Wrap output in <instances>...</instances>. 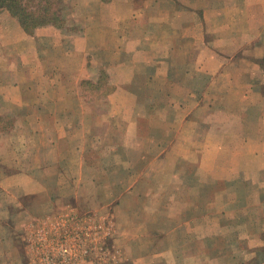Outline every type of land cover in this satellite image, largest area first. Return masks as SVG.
I'll return each instance as SVG.
<instances>
[{
    "label": "rangeland",
    "instance_id": "obj_1",
    "mask_svg": "<svg viewBox=\"0 0 264 264\" xmlns=\"http://www.w3.org/2000/svg\"><path fill=\"white\" fill-rule=\"evenodd\" d=\"M128 2L114 1V9L91 20L76 16L83 0L34 1L30 12L51 5L62 21L32 35L19 24L33 44L16 35L0 49V264H202L199 238L222 229L231 235L239 222L235 199L250 197L235 187L251 179L234 170L255 163L234 159L243 152L236 141L264 139L260 111L194 109L199 97L189 98L186 88L200 95L208 77L176 79L185 77L182 53H192L199 34L173 42L184 50L168 56L155 48L161 36L170 46V28L181 29L192 16L179 11L175 20L178 0H151L136 26L130 14L142 2ZM181 3L197 8L198 23L202 10H211L212 42L220 39V7L247 13L245 0ZM151 21H161L162 31L151 30ZM249 21L234 18L233 28ZM48 27L54 30L46 35ZM144 28L154 36L144 39ZM263 59L254 63L261 68ZM190 112L196 122L185 120ZM255 149L264 145L248 150ZM221 210L225 225L215 218ZM210 215L213 221L203 223Z\"/></svg>",
    "mask_w": 264,
    "mask_h": 264
},
{
    "label": "crops",
    "instance_id": "obj_2",
    "mask_svg": "<svg viewBox=\"0 0 264 264\" xmlns=\"http://www.w3.org/2000/svg\"><path fill=\"white\" fill-rule=\"evenodd\" d=\"M83 1L84 4L77 8L78 14H76V16H86V18L91 20L98 16L102 17L105 12L108 13L114 9V1H116L117 4L119 2V0H112V2L110 0L109 4H104V0ZM120 1L126 2L128 5V1H131L134 4L135 1H137L138 4H141L142 2V5H139V7L130 14L132 17H130V22L132 23L133 21V25L137 26L147 16V5L150 6L149 4L151 0ZM178 1L181 5L176 3L175 12L173 14L175 20H178L177 17L179 11L191 15L192 19L188 20L184 26L182 25L183 27L181 29L170 28V31L172 33L174 32V37L170 41V46L164 44L165 41L162 40L161 36V39L158 38L156 41L155 48L157 50L156 53L159 55L161 48L167 49L166 54L168 56V54L170 55V52L173 54L175 50H184V47L178 48V46H176L177 44L173 42H178L179 39H183V37H195L196 33L199 34L198 41L194 42V46L192 45V53L188 52V50L183 51L184 53H182L187 58L186 64L188 70H186L184 74L185 77L182 79H176L189 81L194 74L205 75L208 77L209 84L206 87V90L200 95L193 92L188 84H183L185 87H189V89L186 88L188 91L187 96L189 98L196 96L199 97L196 101L198 102L196 108L194 109L199 110L197 109L198 107H204L210 112L209 114L227 111L234 113H248L252 110H258L260 111V121L258 124L264 126V71L254 63L255 60L264 57V41L262 43L264 33H260L264 31V21H262V24H259L260 17L264 15V0H245L244 8L247 9L246 14H240L241 12L236 8L228 9L227 7H220V9L217 10L218 12L213 11L218 16L224 17V20L222 21L223 23L219 25L220 39L213 42L209 39L207 27V17L211 10L204 8L202 10L203 19L198 23L195 20L197 8H194L192 5L183 6L181 0ZM2 13L0 21L2 18H7L6 21L8 23L4 22L3 24L6 25H1L4 29V35L2 34V37L0 38V49L5 47L6 43H8L9 40H12L16 35L22 36L26 41L30 39L33 44V38L29 37L22 30L18 21L13 18L10 13ZM125 16H129V14L126 13ZM230 16L234 18L243 17L245 20L250 18V24L243 28L241 25L239 28L238 26L233 28L235 25L232 24L234 18H230ZM252 22L258 24V29L263 27L262 30L260 32L254 30L251 25ZM160 23L162 22L151 21L150 24L153 26L151 30L154 28V30L161 28L162 31L164 26L159 25ZM137 28H139V26ZM53 30V27L46 28V35L48 33H53ZM144 30V39L149 36H154L153 34H150V29H148L149 33L146 32V28H144ZM39 32L41 33V31ZM86 33L87 30L84 34ZM178 34H180V36ZM183 34H185V36H183ZM138 40L140 41V38L136 40L139 44ZM187 47L188 46L185 48ZM34 49L31 48L32 51H34ZM157 63L156 68L164 65L162 61ZM195 65L196 68L193 67L192 69L191 67ZM12 89H15V87H12ZM209 93L217 96L213 95V98L208 99ZM116 95L117 94L112 95L110 99ZM120 96H124V94L118 93V97ZM3 98L4 95L1 93L0 99L3 100ZM174 108L181 109L183 108V105L179 104L178 108L177 105H175ZM191 113L192 112L188 113L185 120H188L189 122L193 120L196 122V120L190 118L189 115ZM237 139L236 144H241L240 146H242L241 149L243 152L239 153V157L236 155L234 159H238L239 162H242L246 157L247 160L255 163V166L251 170H234V176L237 175L236 177H238L240 175L242 177L247 174L249 179H251L249 186L243 185L240 188L235 187V192L248 193L250 198L244 203L242 202V198H240L241 195L235 199L234 203L236 212L234 215L239 222L237 221L238 223L235 222V224L232 223L236 226L233 228V234L230 235L222 229L219 232H212L204 234L200 238L198 237L204 245L201 255L198 254L202 256V264H264V151H260L264 149H255V152L253 153L251 150H248L252 144H258L260 146L264 145V139ZM247 150L249 152H247ZM207 155L206 152L204 154L206 160H208ZM225 214L226 210H221L218 215L215 216L220 224L224 223L223 218ZM211 218L212 215L204 217L203 223L210 224L213 221L210 220ZM228 239L233 241L229 242ZM218 241H220L219 246L215 245V242L217 243Z\"/></svg>",
    "mask_w": 264,
    "mask_h": 264
},
{
    "label": "trees",
    "instance_id": "obj_3",
    "mask_svg": "<svg viewBox=\"0 0 264 264\" xmlns=\"http://www.w3.org/2000/svg\"><path fill=\"white\" fill-rule=\"evenodd\" d=\"M34 1L37 0H0V12L7 10L24 30L31 35L34 34V30L38 28L50 25L57 26L62 18L56 13H50L51 5L46 6V10L42 13H34L28 10L31 3ZM260 66L264 71V59Z\"/></svg>",
    "mask_w": 264,
    "mask_h": 264
}]
</instances>
